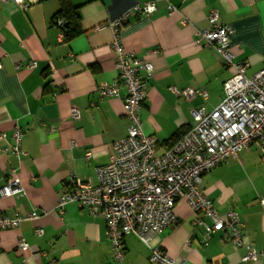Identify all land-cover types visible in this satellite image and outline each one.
Returning <instances> with one entry per match:
<instances>
[{
	"label": "crops",
	"instance_id": "crops-1",
	"mask_svg": "<svg viewBox=\"0 0 264 264\" xmlns=\"http://www.w3.org/2000/svg\"><path fill=\"white\" fill-rule=\"evenodd\" d=\"M145 1L23 0L17 5L0 0V134L5 135L0 140V189L13 166L25 192L12 198L0 193V213L41 215L0 232V264H115L104 219L74 203L62 212L56 205L71 177L96 184V169L109 163L112 143L127 134L125 92L99 100L97 88L116 77L107 25ZM63 2L77 8L82 30L69 43L52 24ZM169 2L177 13L168 16L159 1L153 14L129 16L119 32L123 48L153 66L140 118L143 132L156 141V154L170 145L174 134L191 126L192 109L210 112L223 100L231 70L212 48L193 42L196 30L209 27L212 11L220 26L232 30L230 51L247 63L246 76L264 64V0ZM98 26L103 27L95 30ZM154 50L157 54L148 57ZM31 62L33 68L28 67ZM171 87L203 89L207 98L185 100L172 94ZM72 108L80 113L78 121L70 118ZM16 125L23 132L25 156L20 164L3 151L10 147ZM200 187L220 215L233 211L239 216L245 242L262 253L246 264H264V211L259 204L264 196V151L252 143L205 173ZM174 214L175 224L161 231L152 246L181 264H245L244 249L234 248L222 233L206 241L203 229L192 226L194 215L183 200L176 203ZM37 229L43 230L41 236ZM19 239L28 245L26 251L18 249ZM148 257V249L127 236L118 264H151Z\"/></svg>",
	"mask_w": 264,
	"mask_h": 264
},
{
	"label": "built area",
	"instance_id": "built-area-1",
	"mask_svg": "<svg viewBox=\"0 0 264 264\" xmlns=\"http://www.w3.org/2000/svg\"><path fill=\"white\" fill-rule=\"evenodd\" d=\"M1 1L17 5L23 2ZM159 1L165 3L168 16L177 13V8L169 0H148L136 4L107 25L112 34L116 77L111 82L101 83L97 96L99 100L119 98L121 90L125 92L122 100L129 122L127 134L112 143L109 163L96 169V184L76 177L69 179L65 191L58 197L56 210L62 212L67 204L74 203L87 208L92 216H101L110 244L111 260L115 264L124 258V239L127 236L135 237L148 249L151 264H181L151 243L161 231L175 224L174 207L183 200L194 215L192 226L203 229L206 241L220 232L234 248L244 249L242 263L256 262L262 253L245 242L239 216L233 211L220 215L200 184L205 173L236 158L252 143H257L264 151V64L258 72L246 76L247 63L238 60L230 51L232 30L220 26L217 13L212 11L207 17L209 27L196 30L193 42L196 46L212 48L223 65L231 70V77L223 84V100L210 112L203 108L192 109L191 126L162 153L156 154V141L143 132L140 118L147 96L145 81L152 76L153 66L148 59L136 58L127 52L121 44L119 32L129 16L153 14ZM61 24L62 21H58V25ZM156 54L157 50H154L147 56ZM34 66L33 62L28 64L29 68ZM169 90L185 100L194 96L203 100L207 98L203 89L171 87ZM70 118L78 121L79 111L72 108ZM4 137L0 134V140ZM22 140L23 132L16 125L11 133L10 147L3 150L18 164L25 156ZM16 172L17 168L11 166L5 174L6 183L0 189L5 198L25 196ZM259 204L264 211V196ZM40 217L36 212L11 216L0 213V232L17 228L23 222L37 221ZM36 234L41 236L43 230L37 229ZM17 246L21 251L28 249L22 239L18 240Z\"/></svg>",
	"mask_w": 264,
	"mask_h": 264
},
{
	"label": "trees",
	"instance_id": "trees-1",
	"mask_svg": "<svg viewBox=\"0 0 264 264\" xmlns=\"http://www.w3.org/2000/svg\"><path fill=\"white\" fill-rule=\"evenodd\" d=\"M59 20L62 21L61 25H58ZM52 24L59 29L60 33L63 35V40L65 43H69L82 33L77 8H74L69 3L63 2L61 4L60 10L52 19ZM185 132L186 131L174 134L170 140V144L174 143Z\"/></svg>",
	"mask_w": 264,
	"mask_h": 264
}]
</instances>
